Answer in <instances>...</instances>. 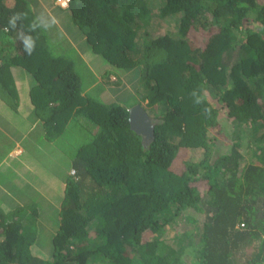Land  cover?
I'll list each match as a JSON object with an SVG mask.
<instances>
[{"label": "trees", "instance_id": "trees-1", "mask_svg": "<svg viewBox=\"0 0 264 264\" xmlns=\"http://www.w3.org/2000/svg\"><path fill=\"white\" fill-rule=\"evenodd\" d=\"M39 5L0 0V101L15 112L25 91L31 116L42 120L41 142H59L75 119L86 123L88 139L65 165L73 174L60 165L52 171L61 199L46 255L33 251L40 222L50 226L39 205L0 206V264H264V0L56 5L91 53L135 71V104L155 119L147 147L130 129L131 106L86 94L74 60L53 53L43 29L31 32L36 50L26 55L19 25L27 32ZM13 13L26 15L17 30L6 31ZM13 67L31 76L22 90ZM194 89L206 97L203 104L193 103ZM221 133L229 140L222 142ZM31 159L40 165V156ZM178 160L180 171L173 166ZM178 218L190 221L192 231L168 246L161 235Z\"/></svg>", "mask_w": 264, "mask_h": 264}, {"label": "rangeland", "instance_id": "rangeland-1", "mask_svg": "<svg viewBox=\"0 0 264 264\" xmlns=\"http://www.w3.org/2000/svg\"><path fill=\"white\" fill-rule=\"evenodd\" d=\"M39 1L42 4L37 8H33L34 11L37 12V16H47L55 21L50 28L47 30L43 29L48 36V42L52 52L55 54L67 53V55L74 60L75 66L82 78V84L86 94L102 103L116 102L127 107L134 105L136 103L134 97L136 92L134 90L138 87L135 71L110 67L104 62L102 57L91 53L85 42L84 35L79 28L71 22L70 16L66 11L54 6L51 1ZM191 36L200 43H202L205 38L204 35L196 33H193ZM21 72L26 74V79L20 75L16 78V85L22 90L28 84L27 81L30 82L31 77L30 75H27L28 73L24 70H21ZM117 75L120 77L119 84L113 82L115 80L114 77ZM108 77L111 78V80H109ZM22 93L25 97V91H22ZM20 94L21 92L19 95ZM2 106H6V104L3 101H0V114L5 117L4 122H2L1 119L0 122L3 126H7L10 134L12 132V135L17 136L15 139L17 140L23 134L22 132L26 130V126L22 123V119L19 117V113L23 114L25 109L21 108L15 111V113H17L16 117L14 121H11V115L13 112L8 110V113L5 114ZM215 106L218 105L215 104ZM219 117L221 120L220 125H223L224 114L222 111H220ZM85 124L86 123L83 119H75L70 122L65 133L58 139L59 142H41V140H39L40 136H37L35 133H32V136L29 139L23 138L22 147L24 149V154L22 157L25 164L29 167L22 166V164H20L21 158H19L17 159V165L14 166V168L16 170L21 168L19 172L23 175H21L20 178L26 179L25 183L30 184V188L24 189V191L29 190V195H21L18 193L19 191H17L16 188H21L22 185L18 184L19 180L15 176L8 178L6 182L9 183V181H11L15 186H9L10 191L5 190L3 193L0 191V206H6V209L3 207L5 210H10L14 206L13 204L19 202L20 196L22 202L28 199L26 202H23L24 204L36 202L39 205L40 213L43 217L42 219L48 221L50 226L45 222H40L41 227L43 228L41 230V236L38 243L33 246V251L38 256L46 255L49 251L48 236L50 232H53L51 222L55 220L56 205H59L61 199V193L59 189L57 190L56 188L58 183L52 181L54 180L51 176L52 171L58 168L56 166L60 165V167H63L67 163L69 164L77 147L88 139V131ZM223 133H221L220 140H222V142L229 140ZM222 142L219 144L220 146L223 145ZM35 144L39 145L38 148ZM49 153L51 159H49ZM36 156H40V165L38 162L35 163V161L31 159ZM245 158H247V156ZM52 160L55 161V164H52L54 162ZM181 165L182 163L178 160L173 166L176 171H180L182 169ZM44 166H46L45 168L50 172L49 175H47L49 180L42 175ZM60 169L68 171L69 168L65 166ZM70 173H72L71 169ZM4 177L5 176H2L0 178ZM31 188H36V191L31 190ZM9 195H11L12 199L6 202L5 199ZM192 226L193 224L185 218H178L174 223L175 228H168L165 233L161 235V239H163L168 246L174 245V242L176 243L174 236L181 234L183 231L186 232L187 230L191 232ZM188 238L189 237H187V239ZM183 241H186V237H183ZM188 255L189 254L186 253L182 258L190 263L191 259Z\"/></svg>", "mask_w": 264, "mask_h": 264}, {"label": "crops", "instance_id": "crops-1", "mask_svg": "<svg viewBox=\"0 0 264 264\" xmlns=\"http://www.w3.org/2000/svg\"><path fill=\"white\" fill-rule=\"evenodd\" d=\"M51 2L54 6H56L54 0H51ZM40 4H42V3L40 2ZM21 70L22 69L19 67H13L12 68V72H13V75L15 78V82H16V78H18L20 75L24 79H26V74H23L21 72ZM27 75H29V74H27ZM29 80H30V78H29ZM27 82L29 84V81H27ZM25 99H26V96L21 100V103L18 106V109H21V108L25 109L24 113L21 116V119H22V123L26 126V130L22 132L23 134L17 140H15L17 138V136L12 135V132L10 134V131L8 130L7 126L6 125L3 126L0 122V175H2L1 173L5 169H7V168L12 169V172H8V173L3 174V175H6L5 178H0V191H2V193L5 190L10 191L9 186H11V185L15 186L11 181H9V183H6L7 179L12 178L13 176L17 177L19 180L18 184L22 185V187L20 189L26 188L25 185L28 184V183L27 184L25 183L26 179L20 178V176L23 175V174H20V172H19L21 170V168L19 170L18 169L16 170L14 168V165L16 166L17 165L16 164L17 159L21 158L20 164H22V166H27L24 162L23 157H22L24 154V149L22 147L23 138L29 139L32 136V133H35L37 136H39L40 134L43 133L42 132V120L38 116L37 117L31 116V114H30L31 113V107L28 105V102ZM2 107L4 108L5 114L8 113L9 109L7 108V106H2ZM9 111H11V110H9ZM15 117H16L15 112H13V114L11 115V119H12L11 121H14ZM0 119L2 120V122H4V119H5L4 115L0 114ZM27 167H29V166H27ZM68 172L70 173V169ZM9 199L10 200L12 199L11 195L7 196L5 201H9ZM20 200H21V196H20ZM20 200H19V202H20ZM27 200L28 199H26L25 201H27ZM19 202H17L16 204H18ZM20 203L22 204V202H20Z\"/></svg>", "mask_w": 264, "mask_h": 264}, {"label": "clouds", "instance_id": "clouds-1", "mask_svg": "<svg viewBox=\"0 0 264 264\" xmlns=\"http://www.w3.org/2000/svg\"><path fill=\"white\" fill-rule=\"evenodd\" d=\"M56 5H59L56 0H54ZM69 3V1H68ZM68 4L62 8H66ZM24 13H13L8 18V24L6 26L7 30H17L18 28V22H21L25 18ZM55 23L53 19L47 16H37L32 20V22L29 25L28 31L25 32L23 30V25L20 24V31L17 33L18 40L22 44L23 51L26 53V55H31L36 50L37 40L31 35V32L36 31L37 29H44L47 30L52 26V24ZM190 95L193 98V103L196 105H201L204 103L206 97L201 94L200 90L194 89ZM207 111V109H205Z\"/></svg>", "mask_w": 264, "mask_h": 264}, {"label": "water", "instance_id": "water-1", "mask_svg": "<svg viewBox=\"0 0 264 264\" xmlns=\"http://www.w3.org/2000/svg\"><path fill=\"white\" fill-rule=\"evenodd\" d=\"M128 120L130 129L141 136V143L147 147L154 139L155 119L137 103L129 108Z\"/></svg>", "mask_w": 264, "mask_h": 264}, {"label": "built area", "instance_id": "built-area-1", "mask_svg": "<svg viewBox=\"0 0 264 264\" xmlns=\"http://www.w3.org/2000/svg\"><path fill=\"white\" fill-rule=\"evenodd\" d=\"M69 0H56V2L60 5V6H66L68 4ZM72 173H74V170H72Z\"/></svg>", "mask_w": 264, "mask_h": 264}]
</instances>
